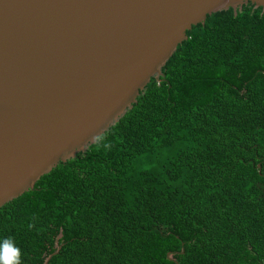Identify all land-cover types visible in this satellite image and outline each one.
I'll return each mask as SVG.
<instances>
[{"label": "trees", "instance_id": "obj_1", "mask_svg": "<svg viewBox=\"0 0 264 264\" xmlns=\"http://www.w3.org/2000/svg\"><path fill=\"white\" fill-rule=\"evenodd\" d=\"M186 35L115 125L0 207L21 264L264 263V12Z\"/></svg>", "mask_w": 264, "mask_h": 264}, {"label": "water", "instance_id": "obj_2", "mask_svg": "<svg viewBox=\"0 0 264 264\" xmlns=\"http://www.w3.org/2000/svg\"><path fill=\"white\" fill-rule=\"evenodd\" d=\"M32 2L23 28L0 0V207L115 125L192 26L248 3L264 12V0Z\"/></svg>", "mask_w": 264, "mask_h": 264}, {"label": "clouds", "instance_id": "obj_3", "mask_svg": "<svg viewBox=\"0 0 264 264\" xmlns=\"http://www.w3.org/2000/svg\"><path fill=\"white\" fill-rule=\"evenodd\" d=\"M0 264H21V249L10 236L0 238Z\"/></svg>", "mask_w": 264, "mask_h": 264}, {"label": "bare ground", "instance_id": "obj_4", "mask_svg": "<svg viewBox=\"0 0 264 264\" xmlns=\"http://www.w3.org/2000/svg\"><path fill=\"white\" fill-rule=\"evenodd\" d=\"M13 4V15L16 21H20V26H31L34 24V5L32 0H11ZM21 5H25L26 9H20ZM32 31H30L31 33ZM33 34H31L32 36Z\"/></svg>", "mask_w": 264, "mask_h": 264}]
</instances>
